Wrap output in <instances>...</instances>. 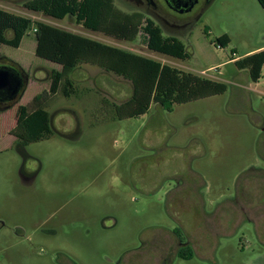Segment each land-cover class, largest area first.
<instances>
[{
	"label": "rangeland",
	"instance_id": "rangeland-1",
	"mask_svg": "<svg viewBox=\"0 0 264 264\" xmlns=\"http://www.w3.org/2000/svg\"><path fill=\"white\" fill-rule=\"evenodd\" d=\"M28 1L0 0V9L221 82L226 90L170 111L152 103L144 115L118 120L106 104L130 97L131 83L82 64L69 75L75 95L49 96L53 136L23 146L10 134L16 109L48 90L50 73L60 66L35 56L32 32L18 48L0 45V65L26 79L14 102H0V264H143L160 241L164 264L173 232L207 247L201 252L195 245L191 259L173 256L170 264H264L245 220L225 231L205 228L208 215L210 228L264 193V67L253 83L232 60L264 47L257 1L198 0L187 28L161 27L183 42L190 55L184 61L149 51L141 35L125 42L85 30L70 16L32 12ZM112 1L123 13L138 12L127 0ZM223 35L226 47L216 42Z\"/></svg>",
	"mask_w": 264,
	"mask_h": 264
},
{
	"label": "trees",
	"instance_id": "trees-1",
	"mask_svg": "<svg viewBox=\"0 0 264 264\" xmlns=\"http://www.w3.org/2000/svg\"><path fill=\"white\" fill-rule=\"evenodd\" d=\"M256 1L264 11V0ZM24 6L56 20L70 16L85 30L116 40L133 42L141 35L149 51L182 61L190 58L182 41L165 37L154 21L140 13L121 12L112 0H30ZM29 32L33 33L36 43L35 56L60 66V70L51 71L48 90L16 109L15 126L10 134L23 146L53 136L50 114L45 109L49 96L58 92L64 97L75 95L69 75L82 64L96 66L131 83L132 94L127 101L121 104L104 102L112 118L118 120L144 115L152 103L170 111L174 104L209 98L226 90L221 82L0 9V45L18 48ZM216 42L226 47L229 38L223 35ZM234 64L239 70H247L250 80L257 83L264 67V49L236 59ZM10 107L11 104H7L4 109ZM180 255L191 257V253L181 252Z\"/></svg>",
	"mask_w": 264,
	"mask_h": 264
},
{
	"label": "flooded vegetation",
	"instance_id": "flooded-vegetation-1",
	"mask_svg": "<svg viewBox=\"0 0 264 264\" xmlns=\"http://www.w3.org/2000/svg\"><path fill=\"white\" fill-rule=\"evenodd\" d=\"M132 3L137 9L138 12L142 15H147L146 18H153L157 25L161 28H166L171 31H178L187 28L191 21L195 18L191 15L195 6L198 3V0H127ZM195 2V3H194ZM193 5L191 6V4ZM149 18V19H151ZM196 19V18H195ZM152 20V19H151ZM153 21V20H152ZM162 30V28H161ZM163 33V31H162ZM167 37V36H165ZM258 197L260 199L256 204L250 205L248 208L238 207L236 209L235 216L230 217L229 220H221L219 215L217 216L218 223H213L210 228L209 220L212 219L210 216H207V221H205V228H207L208 233L225 231V229H230L232 227H239L243 221L247 226L244 227L249 231L256 250H264V193H259ZM229 215V214H227ZM239 218V220H236ZM223 221V223H222ZM206 230V229H205ZM199 238H192L191 236L185 235L182 238L178 233H171V236L168 238V247L166 248L165 262L164 264H170L169 259L173 256L179 258L187 259L181 257L180 253H191V259L195 254V245H200L201 252L206 250V242L198 240ZM204 239V238H202ZM205 240V239H204ZM158 243L154 247L153 253L150 252L147 254L149 257L143 264H162L163 255L161 254V248ZM187 259V260H189Z\"/></svg>",
	"mask_w": 264,
	"mask_h": 264
},
{
	"label": "water",
	"instance_id": "water-1",
	"mask_svg": "<svg viewBox=\"0 0 264 264\" xmlns=\"http://www.w3.org/2000/svg\"><path fill=\"white\" fill-rule=\"evenodd\" d=\"M25 80L14 68L5 65L0 66V102H14L22 94Z\"/></svg>",
	"mask_w": 264,
	"mask_h": 264
},
{
	"label": "crops",
	"instance_id": "crops-1",
	"mask_svg": "<svg viewBox=\"0 0 264 264\" xmlns=\"http://www.w3.org/2000/svg\"><path fill=\"white\" fill-rule=\"evenodd\" d=\"M264 49V47H261V48H259V49H257V51L256 52H258V51H261V50H263ZM252 52V51H251ZM251 52H248V53H250V54H252ZM247 53V54H248ZM254 53V52H253ZM233 61H235V59L233 60ZM129 99V97H127L125 100H121V101H119V102H117V104H121V103H123V102H125V101H127ZM102 102L103 101H105V100H103V98H102V100H101ZM103 106H105V104L103 103ZM106 107V106H105ZM72 112V110H69V109H63V112ZM105 111H109L107 108L105 109ZM50 114V113H49ZM51 114H50V122H51ZM78 126V125H77ZM77 133H78V131H76L75 132V134L77 135ZM63 136H65V137H67V135H63ZM67 138H70V139H72L73 137H72V135H70L69 137H67ZM160 242H162V241H160ZM159 242V243H160Z\"/></svg>",
	"mask_w": 264,
	"mask_h": 264
}]
</instances>
